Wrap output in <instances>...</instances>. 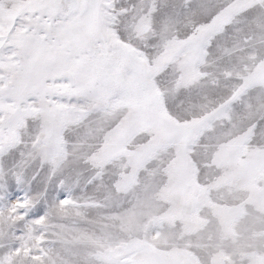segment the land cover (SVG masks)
<instances>
[{"label":"snow or ice","instance_id":"6c2138e0","mask_svg":"<svg viewBox=\"0 0 264 264\" xmlns=\"http://www.w3.org/2000/svg\"><path fill=\"white\" fill-rule=\"evenodd\" d=\"M0 264H264V0H0Z\"/></svg>","mask_w":264,"mask_h":264},{"label":"rangeland","instance_id":"374dc122","mask_svg":"<svg viewBox=\"0 0 264 264\" xmlns=\"http://www.w3.org/2000/svg\"><path fill=\"white\" fill-rule=\"evenodd\" d=\"M35 169H33L34 171ZM61 177L57 176L53 178L48 185V193L49 198L58 197L60 199H63L68 194L67 186L60 187L59 181ZM47 180V169H42L39 172V175L36 176L35 180L32 181V191H36L37 189H42L45 185V182ZM26 189H15L13 199H15L17 196H20L23 194V192ZM74 192L78 193L79 189H74ZM39 207V214H43V205L38 206Z\"/></svg>","mask_w":264,"mask_h":264}]
</instances>
